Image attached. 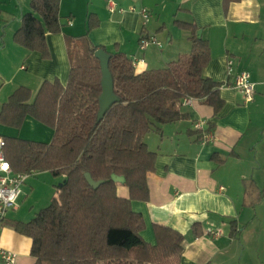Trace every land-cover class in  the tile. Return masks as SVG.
I'll return each mask as SVG.
<instances>
[{
    "label": "crops",
    "instance_id": "0c3cea01",
    "mask_svg": "<svg viewBox=\"0 0 264 264\" xmlns=\"http://www.w3.org/2000/svg\"><path fill=\"white\" fill-rule=\"evenodd\" d=\"M31 1L0 0V112L20 86L35 96L44 81L59 79L67 85V39L87 34L91 14L98 21L88 34L91 42L109 53H125L138 73L164 68L190 53V33L177 21L196 24L210 48L205 75L222 83L224 107L215 114L212 106L194 98L182 106L185 118L147 135L157 154L155 170L147 175L150 197L132 201V208L143 215L145 241L156 244L155 224L184 235L181 264H264V0L233 1L227 8L224 0H60L62 29L47 34L48 58L14 39ZM142 8L151 12L146 27ZM149 36L162 46L141 48L142 38ZM242 71L255 83L250 102L234 85ZM198 121L206 122L204 131L195 128ZM22 126L30 128V136L1 123L0 136L46 143L54 136V128L32 116ZM206 133L212 138L206 139ZM117 186L119 195L129 198L128 187ZM23 196L24 190L7 213L0 242L17 254V264H35L31 238L13 227L14 221L28 219L19 204Z\"/></svg>",
    "mask_w": 264,
    "mask_h": 264
},
{
    "label": "trees",
    "instance_id": "16d2710c",
    "mask_svg": "<svg viewBox=\"0 0 264 264\" xmlns=\"http://www.w3.org/2000/svg\"><path fill=\"white\" fill-rule=\"evenodd\" d=\"M233 1L238 0H224L225 7ZM177 23L189 31L192 49L164 68L138 73L125 53H110L121 100L102 119L103 73L95 55L101 47L88 37L98 26L92 14L87 34L67 39V85L59 79L44 81L35 96L29 87L20 86L3 104L1 124L20 128L32 116L54 128L49 143L4 137L15 173L48 171L63 177L48 206L27 222L13 223L17 232L31 238L35 264H181L184 235L155 224L156 244L145 241L143 215L132 208V201L150 197L147 175L155 170L157 154L149 148L147 135L185 118L186 97L204 100L215 114L225 104L222 83L205 75L211 59L208 42L196 24ZM61 29L60 0H32L14 39L48 58L47 34ZM87 172L103 181L98 188L89 184ZM114 175L124 180L117 182ZM118 183L128 187L129 198L119 195Z\"/></svg>",
    "mask_w": 264,
    "mask_h": 264
},
{
    "label": "built area",
    "instance_id": "2783aa9c",
    "mask_svg": "<svg viewBox=\"0 0 264 264\" xmlns=\"http://www.w3.org/2000/svg\"><path fill=\"white\" fill-rule=\"evenodd\" d=\"M112 10V9H111ZM140 14L143 19V26H147L151 19V12L148 8H142ZM154 43L158 46H162V42L156 36L143 37L141 40V48L145 49L149 44ZM229 74L233 71V62H228ZM234 85L241 90L247 102L254 99L255 95V83L251 80V74L247 71L240 72L235 80ZM193 97H186L183 101V105H191ZM205 121H198L195 123V128L204 131ZM206 139H211V133H206ZM6 141L3 136H0V237L3 223L6 219L7 213L16 207L18 201L23 193V185L26 179L30 175L29 173H15L12 165L5 154ZM6 165V167H5ZM214 236L220 234V232H213ZM0 264H17V254L10 250L5 249L0 242Z\"/></svg>",
    "mask_w": 264,
    "mask_h": 264
},
{
    "label": "rangeland",
    "instance_id": "374dc122",
    "mask_svg": "<svg viewBox=\"0 0 264 264\" xmlns=\"http://www.w3.org/2000/svg\"><path fill=\"white\" fill-rule=\"evenodd\" d=\"M22 127L13 131L22 137L30 136V128ZM62 181V177H56L46 171L32 173L28 176L23 187L24 196L19 202L22 213L28 218L27 221L31 220L40 209L51 203L50 200L56 191V186Z\"/></svg>",
    "mask_w": 264,
    "mask_h": 264
},
{
    "label": "water",
    "instance_id": "95a60500",
    "mask_svg": "<svg viewBox=\"0 0 264 264\" xmlns=\"http://www.w3.org/2000/svg\"><path fill=\"white\" fill-rule=\"evenodd\" d=\"M96 57L100 60L102 68V93L100 95V111L99 118L102 119L107 111L116 103L120 102V97L115 92L114 78L110 70L111 54L105 49H98L95 53ZM87 181L90 185L98 188L103 181H95L90 173L85 174ZM117 182H122V177L113 176Z\"/></svg>",
    "mask_w": 264,
    "mask_h": 264
},
{
    "label": "snow or ice",
    "instance_id": "6c2138e0",
    "mask_svg": "<svg viewBox=\"0 0 264 264\" xmlns=\"http://www.w3.org/2000/svg\"><path fill=\"white\" fill-rule=\"evenodd\" d=\"M5 167H6V165H5Z\"/></svg>",
    "mask_w": 264,
    "mask_h": 264
}]
</instances>
